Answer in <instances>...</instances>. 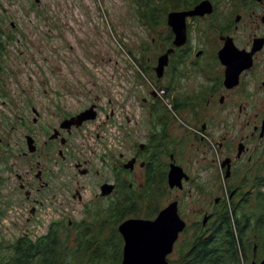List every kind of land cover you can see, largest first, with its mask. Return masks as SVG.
I'll return each mask as SVG.
<instances>
[{
    "label": "flooded vegetation",
    "instance_id": "af4514ba",
    "mask_svg": "<svg viewBox=\"0 0 264 264\" xmlns=\"http://www.w3.org/2000/svg\"><path fill=\"white\" fill-rule=\"evenodd\" d=\"M200 2L203 14L182 16ZM144 5L151 12L136 14L154 32L146 41L151 49L141 52L148 59L126 79L119 104L109 98L103 109L93 96L75 106L80 99L70 97L68 83L47 80L21 87L24 97L10 103L0 150L15 156L32 243L50 236L60 244L71 234L92 249L118 240L122 253L121 222L154 220L176 201L185 226L173 251L189 228L181 197L211 196L221 184L229 199L241 198L239 187L264 184V0H168L139 10ZM171 13L185 23L179 46ZM172 166L181 170V187L169 186ZM223 199L222 192L214 202ZM221 216L204 211L187 244L209 236ZM113 221L116 230L103 237Z\"/></svg>",
    "mask_w": 264,
    "mask_h": 264
},
{
    "label": "rangeland",
    "instance_id": "374dc122",
    "mask_svg": "<svg viewBox=\"0 0 264 264\" xmlns=\"http://www.w3.org/2000/svg\"><path fill=\"white\" fill-rule=\"evenodd\" d=\"M160 1L168 0H0V82H3L0 92L5 94H0V136L7 132L11 122L10 103H18V98L24 97L21 87L28 88L42 80L68 83L70 97L80 99L75 106L82 105L83 98L92 99L93 96L100 99L103 109H108L109 98L113 104H119L126 79L133 75V70L137 71L139 59L142 62L148 59H141L140 54L151 49L146 41L154 34L145 27V20L136 14V9L146 15L151 8L144 5L145 9L139 10L140 4ZM13 157L0 150V256L6 255L8 246L30 230L24 223L27 212L22 201L25 199L17 188L16 169H13L17 164ZM208 169L214 171L213 167ZM216 187L219 191L214 189L211 196L193 193L181 197L179 213L189 228L168 255L170 263L179 258L194 223L197 220L200 223L206 210L213 216L219 212L223 215L225 211L240 218L242 214L248 215L246 237L241 242L247 260L241 256V262L249 264L253 259L258 262L264 257V184L241 186L239 195L244 197L233 199L225 196V185ZM222 192V203H215L214 197ZM171 194L173 196L174 192ZM256 219L258 224L254 223ZM212 221L213 218L209 219L207 225ZM117 225L111 222L102 236L116 230ZM233 225L237 230L235 222ZM42 230L37 229L38 232ZM60 240L55 250L56 258L65 264L121 262V255L112 248L104 249L100 254L105 253L106 257L95 262L91 261L95 253L86 252L84 245H76L71 234ZM77 248L81 251L75 252Z\"/></svg>",
    "mask_w": 264,
    "mask_h": 264
},
{
    "label": "trees",
    "instance_id": "16d2710c",
    "mask_svg": "<svg viewBox=\"0 0 264 264\" xmlns=\"http://www.w3.org/2000/svg\"><path fill=\"white\" fill-rule=\"evenodd\" d=\"M242 217L240 218L235 214L232 215L229 211H225L211 225L212 230L209 236L205 238L199 237L190 244L186 243L185 249L180 251L179 258L172 264H228V261L232 264H242L241 256H245V250L241 242L246 237L247 229L245 226L248 225L249 216L242 214ZM234 222L237 225V230L233 228ZM258 222L256 219L254 223L258 224ZM236 232H238V236ZM58 246L60 244L55 237L47 236L45 240L32 243L23 235L16 238L8 246L9 251L6 255L0 256V264H65L56 258L55 250ZM111 248L113 251L118 252L119 256L121 255V247L118 240L111 241L108 248L100 245L99 248L93 250L85 246L84 250L86 252L92 251L91 254L95 253L91 257V261L96 262L98 259L106 257L105 253L103 255L100 254L104 249L109 250ZM79 250L77 248L75 252ZM262 254H264V250H262Z\"/></svg>",
    "mask_w": 264,
    "mask_h": 264
},
{
    "label": "water",
    "instance_id": "95a60500",
    "mask_svg": "<svg viewBox=\"0 0 264 264\" xmlns=\"http://www.w3.org/2000/svg\"><path fill=\"white\" fill-rule=\"evenodd\" d=\"M206 10V3L200 2L192 10L181 12L183 15H200ZM176 16V14H175ZM168 23L175 31L174 44L179 46L185 41L184 20L174 18L171 13L168 16ZM172 49H168L159 57V65L166 62L167 54ZM85 111L79 116L84 117ZM83 116V117H82ZM182 174L177 166H172L169 171V186L181 187ZM208 216L203 217V223ZM184 221L177 213V203L173 201L163 208L154 220H125L118 226V231L124 239L120 264H169L166 255L172 251L173 243L178 237V233L183 230ZM249 264H264V257L258 262L254 259Z\"/></svg>",
    "mask_w": 264,
    "mask_h": 264
}]
</instances>
